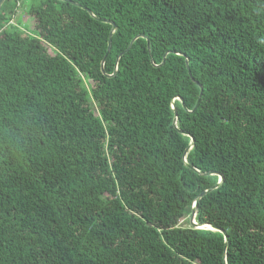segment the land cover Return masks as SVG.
Here are the masks:
<instances>
[{
  "label": "trees",
  "instance_id": "trees-1",
  "mask_svg": "<svg viewBox=\"0 0 264 264\" xmlns=\"http://www.w3.org/2000/svg\"><path fill=\"white\" fill-rule=\"evenodd\" d=\"M66 1L0 8V264H264V0Z\"/></svg>",
  "mask_w": 264,
  "mask_h": 264
},
{
  "label": "water",
  "instance_id": "water-1",
  "mask_svg": "<svg viewBox=\"0 0 264 264\" xmlns=\"http://www.w3.org/2000/svg\"><path fill=\"white\" fill-rule=\"evenodd\" d=\"M6 0H0V8H1V6L3 5V3L5 2ZM60 1H66V0H60ZM66 2H68V1H66ZM73 5H75L76 7H78V8H80V9H82V10H85L84 8H82V7H80L79 5H76V4H74V3H72ZM88 12V14L89 15H91L90 14V12L89 11H87ZM101 22H105V21H103V20H100ZM114 30H115V27L112 25V30H111V33H110V37H111V35L114 33ZM135 40H133L131 43H130V45L128 46V48L125 50V52H127L130 48H131V46H132V44H133V42H134ZM148 47V46H147ZM110 48H111V43H110V38H109V41H108V48H107V54H106V56L109 54V52H110ZM148 51H149V47H148ZM125 52H123V53H125ZM122 53V54H123ZM153 64V63H152ZM186 64H187V61H186ZM189 76H190V73H189ZM191 78V77H190ZM191 80H192V78H191ZM193 81V80H192ZM201 93H202V91H200V96H201ZM182 102V101H181ZM198 103H199V101H197V104H196V107L198 106ZM183 104V103H182ZM196 107H195V109H196ZM183 108L186 110V108H185V106L183 105ZM174 113H175V115H174V125H175V121H176V119H177V115H176V111H174ZM193 139L191 138V144L189 145V147L185 150V152H184V155H183V158H184V162H185V157H186V155H187V152L191 149V147H192V145H193ZM187 165V164H186ZM192 169V168H191ZM213 173H209V174H202V173H199V175H201V176H210V175H212ZM218 175V174H217ZM218 177H219V182L215 185V186H213V187H211L210 189H208V190H206V191H204V192H202L201 194H199V196H197V198H196V200H195V202H194V204H193V207H192V212H191V215H190V218H189V223H190V225H191V227L192 228H194V229H196V230H211V231H216V232H220V233H222L224 236H225V240L227 241V237H226V235H225V233L223 232V231H221V230H219V229H217V228H215V227H212V226H208V225H202V226H199V225H197L196 223H195V221H194V218H195V216H196V207H197V202L202 198V197H204L207 193H209V192H211V191H213V190H215L216 188H218L221 184H222V182H223V177L221 176V175H218ZM225 247H226V242H225ZM224 258H225V256H224ZM224 262H225V260H224Z\"/></svg>",
  "mask_w": 264,
  "mask_h": 264
},
{
  "label": "rangeland",
  "instance_id": "rangeland-1",
  "mask_svg": "<svg viewBox=\"0 0 264 264\" xmlns=\"http://www.w3.org/2000/svg\"><path fill=\"white\" fill-rule=\"evenodd\" d=\"M21 24L19 25V27L21 29H23L24 31H27L29 32L30 34L34 31V26H33V23H32V19L29 15L27 14H23L21 16ZM13 26H15V24H13Z\"/></svg>",
  "mask_w": 264,
  "mask_h": 264
},
{
  "label": "built area",
  "instance_id": "built-area-1",
  "mask_svg": "<svg viewBox=\"0 0 264 264\" xmlns=\"http://www.w3.org/2000/svg\"><path fill=\"white\" fill-rule=\"evenodd\" d=\"M13 24H14V23H13V22H11L9 25H10V26H13Z\"/></svg>",
  "mask_w": 264,
  "mask_h": 264
}]
</instances>
